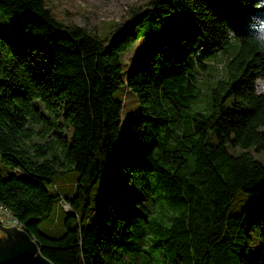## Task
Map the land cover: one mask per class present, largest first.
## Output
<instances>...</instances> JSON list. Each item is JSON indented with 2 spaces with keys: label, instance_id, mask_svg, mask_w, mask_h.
Returning a JSON list of instances; mask_svg holds the SVG:
<instances>
[{
  "label": "trees",
  "instance_id": "obj_1",
  "mask_svg": "<svg viewBox=\"0 0 264 264\" xmlns=\"http://www.w3.org/2000/svg\"><path fill=\"white\" fill-rule=\"evenodd\" d=\"M170 14L183 16L177 36ZM143 37L153 43L127 68ZM263 77L264 0H149L107 39L46 0H0V206L56 264H264V162L249 151L264 150ZM124 84L140 104L126 122ZM62 199L51 236L39 224Z\"/></svg>",
  "mask_w": 264,
  "mask_h": 264
},
{
  "label": "rangeland",
  "instance_id": "obj_2",
  "mask_svg": "<svg viewBox=\"0 0 264 264\" xmlns=\"http://www.w3.org/2000/svg\"><path fill=\"white\" fill-rule=\"evenodd\" d=\"M46 3L53 15L59 20L69 25H81L105 39L110 37V32L117 25L127 22L135 12L145 10L149 6V0H46ZM173 17L176 18V25L171 30L170 35L177 36L182 30L183 16L170 14L166 16V19L168 21L171 20V23L174 24ZM154 20L151 17L145 19L139 26L140 34L146 31ZM152 40L153 38L143 37L141 44L138 40L123 55L122 58L127 68L149 50L150 45L153 43ZM223 67L224 59L221 58L214 64V67L203 73L202 86L204 89L223 76ZM258 88L264 92V77L258 80ZM114 96L122 100V122H126L127 118H134V112L138 111L140 106L136 92L124 84L115 91ZM202 97L203 99L197 103V107L199 108L206 106L205 96L202 95ZM232 150L234 152L241 151V149L237 148ZM249 151L264 162V150L258 152L251 148ZM7 169V166L0 160V173L3 176L8 175L6 173ZM111 176L112 170L108 168L94 185L92 190L93 204H96L97 200H99L102 190ZM77 178L78 172L76 170H69L64 175L55 178V184L58 186L57 188L62 196H68L74 192ZM240 206L241 203H236L232 211L237 212L240 210ZM69 210L70 206L67 204V201L62 199V201L56 204L52 212L40 222V229L51 236H61L65 229L64 220ZM13 220V217L4 215V225H17ZM17 227L20 228L19 226Z\"/></svg>",
  "mask_w": 264,
  "mask_h": 264
},
{
  "label": "water",
  "instance_id": "obj_3",
  "mask_svg": "<svg viewBox=\"0 0 264 264\" xmlns=\"http://www.w3.org/2000/svg\"><path fill=\"white\" fill-rule=\"evenodd\" d=\"M0 264H56L42 251L32 235L17 225L0 223Z\"/></svg>",
  "mask_w": 264,
  "mask_h": 264
},
{
  "label": "built area",
  "instance_id": "obj_4",
  "mask_svg": "<svg viewBox=\"0 0 264 264\" xmlns=\"http://www.w3.org/2000/svg\"><path fill=\"white\" fill-rule=\"evenodd\" d=\"M4 215H9V216H11V217H13L12 215H11V213L6 209V208H4V207H2V206H0V220H1V222L4 224L5 222H4ZM3 217V218H2ZM13 221L17 224V226H19L20 228H23V225L22 224H20L19 222H18V220H16L14 217H13Z\"/></svg>",
  "mask_w": 264,
  "mask_h": 264
}]
</instances>
